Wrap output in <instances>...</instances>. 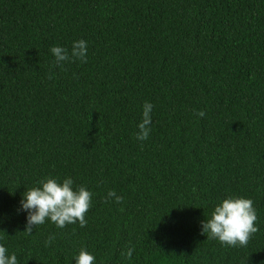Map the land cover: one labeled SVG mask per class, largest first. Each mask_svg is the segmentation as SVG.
Returning a JSON list of instances; mask_svg holds the SVG:
<instances>
[{
	"label": "trees",
	"instance_id": "16d2710c",
	"mask_svg": "<svg viewBox=\"0 0 264 264\" xmlns=\"http://www.w3.org/2000/svg\"><path fill=\"white\" fill-rule=\"evenodd\" d=\"M78 40L87 62L57 65ZM49 177L93 194L84 227L25 231ZM229 196L256 210L243 247L201 231ZM0 244L18 264H264V0H0Z\"/></svg>",
	"mask_w": 264,
	"mask_h": 264
},
{
	"label": "clouds",
	"instance_id": "9594fccd",
	"mask_svg": "<svg viewBox=\"0 0 264 264\" xmlns=\"http://www.w3.org/2000/svg\"><path fill=\"white\" fill-rule=\"evenodd\" d=\"M50 52L57 65L74 60L87 62L88 45L85 40H78L73 41L70 52L62 46H53ZM152 112V103L145 102L141 122L137 125L139 131L136 133V140L141 142L148 140L152 130ZM196 115L203 117L205 113L200 111ZM92 195L86 187L74 186L71 177L62 181L54 177L40 181L38 187L26 190L20 201V210L26 214L25 231L31 233L33 227L46 221L54 223L61 229L77 222L80 227H84ZM113 198L115 203H121L123 200L115 191H108L106 199ZM256 221L257 214L251 199L229 196L214 206L211 218L201 222V231L207 234L208 239L218 240L222 245L243 247L251 235L258 231ZM132 254V248L124 253L128 258ZM72 261H75V264H96L95 256L86 249H81ZM0 264H18L16 255L9 254L3 244H0Z\"/></svg>",
	"mask_w": 264,
	"mask_h": 264
}]
</instances>
